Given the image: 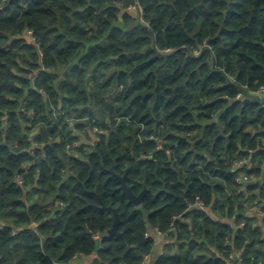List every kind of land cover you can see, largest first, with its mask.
Wrapping results in <instances>:
<instances>
[{
	"label": "trees",
	"instance_id": "16d2710c",
	"mask_svg": "<svg viewBox=\"0 0 264 264\" xmlns=\"http://www.w3.org/2000/svg\"><path fill=\"white\" fill-rule=\"evenodd\" d=\"M136 3L0 0V264H264V0Z\"/></svg>",
	"mask_w": 264,
	"mask_h": 264
},
{
	"label": "water",
	"instance_id": "95a60500",
	"mask_svg": "<svg viewBox=\"0 0 264 264\" xmlns=\"http://www.w3.org/2000/svg\"><path fill=\"white\" fill-rule=\"evenodd\" d=\"M14 82L11 80H8V78H6L4 81H2L0 83V87L4 86V85H13ZM237 88L241 91V93L244 95V97L254 103H260L264 106V96L258 94V93H253L249 90H247L246 87H244L243 85H239L236 84ZM128 172L129 169L126 171V173L123 176H117L119 178V180L121 181V188L123 190V193L126 194L129 197L130 202L134 203V205H140L143 195L145 193V190H143L140 195H135L132 190L127 186L125 180L128 176ZM251 182H249L248 184H250ZM247 184V185H248ZM252 184V183H251ZM119 224H120V218H119V214L117 212H115V223L113 225V227L109 230V235H121L120 231H119Z\"/></svg>",
	"mask_w": 264,
	"mask_h": 264
},
{
	"label": "built area",
	"instance_id": "2783aa9c",
	"mask_svg": "<svg viewBox=\"0 0 264 264\" xmlns=\"http://www.w3.org/2000/svg\"><path fill=\"white\" fill-rule=\"evenodd\" d=\"M135 1H137V3L135 5H132L131 8H133L135 10H138L140 12V15H142L143 14L142 7L138 4V0H135ZM29 34L32 35V31H29ZM258 94L264 96V85L260 87ZM100 132H103V131L100 130ZM245 162H246V159H244V160H242L240 162H235L234 167H237L238 165H241V164H243ZM237 181L239 183H245V182H248L249 179H248V176H243V177H238ZM195 205L203 207L204 204H203L202 201H197L195 203ZM250 211L252 213H256L258 215V217H260L261 219H264V209L259 207L258 205H255V206L251 207ZM172 230H176V227L173 226ZM150 233H151V235L155 236L156 238H160L162 240V242L165 243V244L166 243H170L173 240V239H171V236H170V234L168 232H163L161 230H157L156 229V230H151ZM148 235L149 234H147V236ZM230 257L236 259L238 264H242V260L243 259H242L241 255L233 256V254H231ZM148 258H149V256L146 257V260Z\"/></svg>",
	"mask_w": 264,
	"mask_h": 264
},
{
	"label": "crops",
	"instance_id": "0c3cea01",
	"mask_svg": "<svg viewBox=\"0 0 264 264\" xmlns=\"http://www.w3.org/2000/svg\"><path fill=\"white\" fill-rule=\"evenodd\" d=\"M156 239L157 241L155 245V253L157 251H161L164 244L160 238H156ZM93 261H94V256H90V257L83 256L76 259L73 264H92ZM152 263H153V258L150 259V257L145 261V264H152Z\"/></svg>",
	"mask_w": 264,
	"mask_h": 264
}]
</instances>
